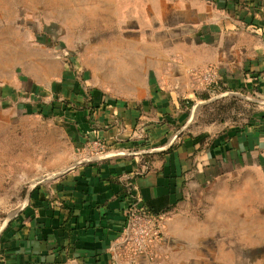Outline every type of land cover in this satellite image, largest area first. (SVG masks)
I'll use <instances>...</instances> for the list:
<instances>
[{
    "label": "crops",
    "instance_id": "crops-1",
    "mask_svg": "<svg viewBox=\"0 0 264 264\" xmlns=\"http://www.w3.org/2000/svg\"><path fill=\"white\" fill-rule=\"evenodd\" d=\"M122 5L111 40L0 86V131L32 119L64 140L53 159L43 147L28 163L38 179L25 178L30 199L0 230V264H264V0ZM211 66L258 103L245 125L187 129L182 102L208 90L191 74ZM97 140L110 160L39 180L89 157ZM149 151L146 172L150 155L139 154ZM139 201L169 213L155 260L126 247L125 211Z\"/></svg>",
    "mask_w": 264,
    "mask_h": 264
},
{
    "label": "rangeland",
    "instance_id": "rangeland-1",
    "mask_svg": "<svg viewBox=\"0 0 264 264\" xmlns=\"http://www.w3.org/2000/svg\"><path fill=\"white\" fill-rule=\"evenodd\" d=\"M128 1L0 0V86L10 83L12 77L26 70L38 75H41V70H61V67L73 65L70 57L75 56V51L81 56L82 51L90 49L92 41L111 40L114 24L123 14L122 2ZM118 5L122 10L116 9ZM141 7L136 1L132 11L138 13ZM67 52L68 58L64 55ZM44 86V89H50L49 85ZM215 89L209 100L197 98L189 112L187 129L213 124L239 126L249 121L250 108L257 112L258 103L252 97L243 95L241 91L228 90L222 79ZM41 99L34 102L40 103ZM224 100L233 104L231 112L222 113L221 107L216 109L217 104ZM219 114L221 117L215 119ZM210 116L214 118L211 120ZM63 141L59 140L58 128L37 124L32 119L23 120L17 130L3 127L0 131V166L4 164L0 169V230L10 226L11 220L26 206L28 191L33 184H27L25 178H37L32 172L30 174L28 163L36 159L41 161L40 149L43 147H46L48 157L53 159L59 143ZM54 176L50 174L39 180Z\"/></svg>",
    "mask_w": 264,
    "mask_h": 264
},
{
    "label": "built area",
    "instance_id": "built-area-1",
    "mask_svg": "<svg viewBox=\"0 0 264 264\" xmlns=\"http://www.w3.org/2000/svg\"><path fill=\"white\" fill-rule=\"evenodd\" d=\"M192 78L207 87L219 86L221 73L217 67L211 66L191 74ZM38 100L39 96H33ZM89 157L112 154L99 140L91 142L88 148ZM121 154V153H119ZM127 220L126 247L131 257L146 256L155 260L157 250L164 234V223L169 218L168 212L152 214L142 202L132 203L125 211Z\"/></svg>",
    "mask_w": 264,
    "mask_h": 264
},
{
    "label": "trees",
    "instance_id": "trees-1",
    "mask_svg": "<svg viewBox=\"0 0 264 264\" xmlns=\"http://www.w3.org/2000/svg\"><path fill=\"white\" fill-rule=\"evenodd\" d=\"M216 91V89H215V87H213V88H210V89H208L206 92H204V93H202L201 95H195V96H193V97H189L188 99H186L184 102H182V107L183 108H187V112L189 113L190 112V110L194 107V105H195V103H196V100H197V98H200V99H202V100H209L210 99V97H211V93H213V92H215ZM10 95H13V93H10ZM35 95H38L39 96V99H41V96H42V92H40V94L39 93H35ZM33 97V96H32ZM227 100H224V101H220L218 104H217V107H216V109L217 108H220L221 107V109H222V113H226L227 111H229V112H231L232 110H233V104H227V103H225ZM255 109H251L250 108V110H249V113H250V116H249V121L252 119V117L255 115V111H254ZM44 110L42 109L41 111H40V113H44L43 112ZM205 114H208V115H211V113H209V112H207V111H205ZM214 115V114H213ZM211 117V120L214 118V116H210ZM217 118H215V119H218V118H220L221 117V114H219L218 116H216ZM249 121H247V122H249ZM247 122H245V124L247 123ZM245 124H243V125H245ZM153 156L152 155H150V156H146V157H144L143 158V166H145L147 169H146V172L147 171H149L150 169H151V166H150V164H151V158H152ZM145 206H146V208L149 210V212L150 213H152V214H158V213H160L156 208H155V205L153 204V203H148V204H145Z\"/></svg>",
    "mask_w": 264,
    "mask_h": 264
},
{
    "label": "water",
    "instance_id": "water-1",
    "mask_svg": "<svg viewBox=\"0 0 264 264\" xmlns=\"http://www.w3.org/2000/svg\"><path fill=\"white\" fill-rule=\"evenodd\" d=\"M205 104V103H204ZM162 149L158 150V151H161ZM156 151H149V152H144L142 154H139V155H142V156H146V155H150V154H153L155 153ZM124 156V154H114V156ZM133 155H136V154H131L129 156H133ZM113 157L112 154H103V155H100V156H95V157H87V158H84L82 160H79L78 162H76L74 165L70 166L69 168H67L66 170L62 171V172H59L57 173L54 177L56 178H60L66 174H68L69 172L75 170L76 168H78L79 166H82V165H85V164H92V163H97V162H104V161H108L110 160L111 158ZM33 187H31V189H29V199H30V194L31 192L33 191ZM28 202V200H27ZM24 209V208H23Z\"/></svg>",
    "mask_w": 264,
    "mask_h": 264
}]
</instances>
